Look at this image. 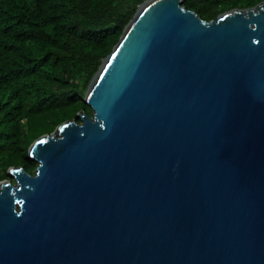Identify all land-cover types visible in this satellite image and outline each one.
Returning a JSON list of instances; mask_svg holds the SVG:
<instances>
[{"label":"water","instance_id":"1","mask_svg":"<svg viewBox=\"0 0 264 264\" xmlns=\"http://www.w3.org/2000/svg\"><path fill=\"white\" fill-rule=\"evenodd\" d=\"M145 0L92 108L0 180V264H264V0Z\"/></svg>","mask_w":264,"mask_h":264},{"label":"trees","instance_id":"2","mask_svg":"<svg viewBox=\"0 0 264 264\" xmlns=\"http://www.w3.org/2000/svg\"><path fill=\"white\" fill-rule=\"evenodd\" d=\"M145 0H0V180L34 173L29 146L92 108L84 97L102 60ZM263 0H184L211 20Z\"/></svg>","mask_w":264,"mask_h":264}]
</instances>
